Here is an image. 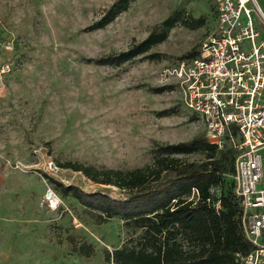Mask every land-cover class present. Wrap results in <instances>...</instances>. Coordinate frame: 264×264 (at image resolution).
Masks as SVG:
<instances>
[{"label":"rangeland","instance_id":"obj_1","mask_svg":"<svg viewBox=\"0 0 264 264\" xmlns=\"http://www.w3.org/2000/svg\"><path fill=\"white\" fill-rule=\"evenodd\" d=\"M114 1L0 0V264H103L105 248L133 236L118 218L99 223L53 184L121 196L117 188L57 162L129 169L150 162L155 143L204 135L173 67L215 31L212 0H133L105 27L88 30ZM257 4L264 14V0ZM176 10L203 23L176 24L150 50L157 59L140 56L120 66L92 61L144 39ZM252 18L259 42L264 26L256 13ZM166 85L172 89H152ZM82 243L92 247L89 255L79 250Z\"/></svg>","mask_w":264,"mask_h":264},{"label":"trees","instance_id":"obj_2","mask_svg":"<svg viewBox=\"0 0 264 264\" xmlns=\"http://www.w3.org/2000/svg\"><path fill=\"white\" fill-rule=\"evenodd\" d=\"M132 1L115 0L87 29L105 27L126 11ZM178 23L196 28L203 20L188 18L176 10L155 24L144 39L92 61L120 66L140 56L157 59L159 54L150 50L163 42ZM200 45L180 58H194ZM152 89L160 92L172 86ZM231 133L236 135L234 128ZM228 137L222 148L204 135L176 143H155L151 148L152 160L129 169L71 160L57 162L61 168L79 171L99 186L117 188L121 196H112L101 189L86 192L54 180L53 187L62 196H71L94 212L99 223L118 218L133 232L130 240L120 246L104 249L103 264H237L235 253L248 251L250 244L240 225L242 206L231 177L237 151ZM194 153L202 154L203 158L190 161L180 156ZM79 250L89 255L92 247L82 243Z\"/></svg>","mask_w":264,"mask_h":264},{"label":"built area","instance_id":"obj_3","mask_svg":"<svg viewBox=\"0 0 264 264\" xmlns=\"http://www.w3.org/2000/svg\"><path fill=\"white\" fill-rule=\"evenodd\" d=\"M212 3L215 31L198 55L178 62L173 73L181 78L184 105L203 122L206 139L222 148L229 136L237 151L231 177L250 249L236 252V262L264 264V38L256 42L260 33L252 13L263 26L264 14L257 0Z\"/></svg>","mask_w":264,"mask_h":264}]
</instances>
